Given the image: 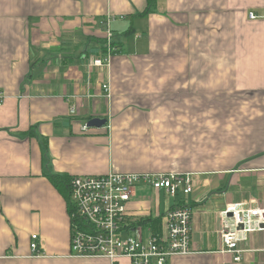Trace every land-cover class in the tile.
<instances>
[{
  "label": "crops",
  "instance_id": "crops-1",
  "mask_svg": "<svg viewBox=\"0 0 264 264\" xmlns=\"http://www.w3.org/2000/svg\"><path fill=\"white\" fill-rule=\"evenodd\" d=\"M147 4L0 0V264H129L72 256L41 138L59 175H190L192 194L161 197L160 211L193 210V253L168 264H264V231L240 262L220 234L228 205L264 209V0H157L139 16ZM106 21L118 52L94 66ZM155 199L138 191L131 217H156Z\"/></svg>",
  "mask_w": 264,
  "mask_h": 264
},
{
  "label": "built area",
  "instance_id": "built-area-1",
  "mask_svg": "<svg viewBox=\"0 0 264 264\" xmlns=\"http://www.w3.org/2000/svg\"><path fill=\"white\" fill-rule=\"evenodd\" d=\"M250 17L252 20L257 18L254 14ZM103 24L107 27L109 52L105 60L94 61V66L99 67L108 65L112 54V31L109 22ZM104 89L109 91L108 86ZM3 98L0 91V107ZM70 187L73 257L107 259L112 263L127 260L129 264H168L174 257L193 253V210L179 204L166 213L160 211L162 195L176 200L181 195L193 193L190 175L111 172L99 176H75ZM140 190L156 194V217H131L129 205ZM154 219H158V223L150 221ZM221 222L222 251L240 262L244 253L241 243L249 234L264 231V209L231 204L221 213ZM39 248V236L34 235L31 249L37 253Z\"/></svg>",
  "mask_w": 264,
  "mask_h": 264
},
{
  "label": "trees",
  "instance_id": "trees-1",
  "mask_svg": "<svg viewBox=\"0 0 264 264\" xmlns=\"http://www.w3.org/2000/svg\"><path fill=\"white\" fill-rule=\"evenodd\" d=\"M147 8L145 12L139 16H147L152 13V11L156 8L157 6V0H147ZM131 33V30L127 31L125 34ZM99 44L103 46L105 50L108 49V41L107 37L99 40ZM112 45V53L116 54L118 51H116L114 48L117 47L115 43L111 44ZM34 135V132H32ZM41 143H42V150L44 154V176L52 183V185L59 191V193L66 199V201L69 204V207L71 209V181L72 177L66 176V175H59L56 173H52L50 171V166L48 162V145L47 141L41 138ZM147 220V219H146ZM154 223H158V219L150 220ZM148 222V221H147ZM160 223V222H159Z\"/></svg>",
  "mask_w": 264,
  "mask_h": 264
},
{
  "label": "water",
  "instance_id": "water-1",
  "mask_svg": "<svg viewBox=\"0 0 264 264\" xmlns=\"http://www.w3.org/2000/svg\"><path fill=\"white\" fill-rule=\"evenodd\" d=\"M108 121L106 119H92L89 121L88 128H103L107 125Z\"/></svg>",
  "mask_w": 264,
  "mask_h": 264
},
{
  "label": "rangeland",
  "instance_id": "rangeland-1",
  "mask_svg": "<svg viewBox=\"0 0 264 264\" xmlns=\"http://www.w3.org/2000/svg\"><path fill=\"white\" fill-rule=\"evenodd\" d=\"M162 197H163V198H162V201H163L164 203H165L166 201H167L166 203H168V201L170 200L169 197H167L168 199H166V200H165V197H164V196H162ZM152 199H154V196L152 197ZM152 199H150V201H151ZM153 210H155L154 206H153Z\"/></svg>",
  "mask_w": 264,
  "mask_h": 264
}]
</instances>
